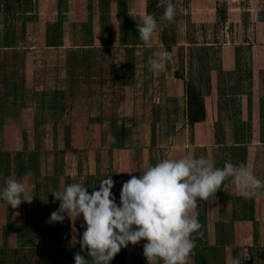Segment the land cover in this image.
I'll return each mask as SVG.
<instances>
[{"label":"rangeland","instance_id":"374dc122","mask_svg":"<svg viewBox=\"0 0 264 264\" xmlns=\"http://www.w3.org/2000/svg\"><path fill=\"white\" fill-rule=\"evenodd\" d=\"M32 1L35 0H24L23 9H13L4 5L8 0H0V84L4 69L8 76L16 74V64L22 74L25 65L34 60L42 67L48 63L46 55L37 50V46L34 49L25 34L19 39L13 36L18 32L15 22L12 40L5 34L9 24H5L3 18L14 14L15 10L24 19L27 14L37 17L38 11L46 18L51 15L49 0H36L34 9L26 5ZM172 2L176 16L170 22L161 19L164 8L159 6V0H88V8L84 11L88 21L82 27L83 32L88 33L89 46L129 49L128 55L121 59H126L127 65H134V70L141 71L137 79L143 78L142 71L148 69L149 60L156 58L159 52L171 53L166 69L159 76L158 72L148 69L145 77L148 81L145 87L138 89L147 104H124L126 112L133 108L142 110L137 111L138 118L132 120V136L115 137V144L121 149L96 150L99 141L97 116L103 112L116 114L119 107L117 103H110L114 99L112 87L104 88V93L111 92L108 102L97 103L95 98L87 105L88 109L77 102L90 92L93 98L95 93L90 86L69 89L68 103L43 105L51 109L58 107L57 110L65 107L72 116L76 115L67 135L60 134L51 125H40L35 134L15 136L8 117L14 113L8 109L2 111L0 86V149L13 144L23 146L18 153H23L26 174L30 179L38 178L35 185L38 184L40 195L44 196V201H40L39 219L23 216L24 227L35 224V230L28 226L24 231L5 232L4 236L9 235L7 241L10 242L16 236L24 245L40 246V264H74L77 252L91 264L79 244L84 231L82 218L76 221L65 218L63 223L48 222L50 214L59 207V201H54L51 193L67 184L79 182L91 192L98 190L99 182L111 175L116 182L112 193L119 202L122 183L130 176H139L144 168L162 159L179 158L188 152L197 157L205 155L217 167H223L225 161L244 163L257 177L264 179V0ZM145 11L155 14L158 21L157 31L147 45L140 39L136 27ZM84 42L85 39L78 38L74 46ZM133 73L130 71V75ZM159 82L164 87L158 86ZM98 90L103 91V88ZM59 144L71 145V149L84 145L93 151L82 152V155L73 151L72 158L64 162V153L53 154L52 150H46ZM31 150H40L42 154L39 152L36 159ZM9 151L10 157L0 155V166L10 160V170H13L15 153ZM87 156L89 162H86ZM8 178L4 180L0 176L2 185ZM13 178L23 179L18 174ZM48 193L50 199L46 198ZM22 206L30 207L25 202ZM263 207L264 193L244 198L230 179L221 185L212 203L198 200L195 211L202 225V236L194 234L196 247L189 264H227L229 257H239L242 264H264V222L257 225L258 221L254 220L258 214L256 209L264 214ZM7 212V217L18 221L12 210ZM73 227L76 232L72 231ZM145 242L141 240L121 249L110 264H147L143 256ZM25 255L30 259V255L22 254L13 260L14 264H28Z\"/></svg>","mask_w":264,"mask_h":264},{"label":"crops","instance_id":"0c3cea01","mask_svg":"<svg viewBox=\"0 0 264 264\" xmlns=\"http://www.w3.org/2000/svg\"><path fill=\"white\" fill-rule=\"evenodd\" d=\"M35 3L36 0L26 2V5L34 9ZM24 4V0H12L11 2L8 0V3H4L5 6L13 9H23ZM39 4L37 6H40ZM49 4L50 18H46L41 14V11H38L37 17H35V14H27L26 19H24L23 16L16 13V10L14 14H8L3 18L4 23L9 24L8 26L6 25L7 31L5 34L7 38L11 36L12 40L14 36L19 39L20 35L25 34L27 40L31 41L30 43H32L33 48L42 50L48 58V63L44 64L43 67L36 60L28 63V65H25L26 69L24 71L22 69V74L17 68L18 64H16L15 75L5 76V69L2 70L4 74L0 84L2 86L1 109L2 111L8 109L14 113V115L8 116L12 122L9 126L14 129L15 136L35 134L40 125H51L60 134L67 135V131L71 130L72 120L76 115L72 116L73 114L65 107H59L62 110H57L58 107L51 109L43 105H62L65 102L68 103L69 97L67 91L69 89H77L78 87L75 86H85V88L90 86L95 93L93 98L92 92H90L86 94L84 100L77 102L79 105L84 104L85 108L88 109L87 105H90L91 101L95 98L97 103L104 104L108 102L107 97L111 92L104 93V88L108 89L112 87L113 94L111 95H114V99L110 103H117L119 107L116 110V114H104L105 112L103 111L106 108L102 107L103 111H101L103 114L97 116L98 122H96V126L99 130V141L96 150L103 152L121 149L115 144L117 143L115 137L132 136V120L137 119L136 112L142 110V108H133L130 112H126L124 104L129 102L133 106L147 104L144 96H142L138 89L145 87L144 83L148 81L145 77L149 65L147 70L142 71L144 72L143 78L137 79L141 71L134 70V65H127L124 63L126 59H121V56L128 55L127 51L129 49H105L89 46L88 33H84L82 27V24L88 21V16L83 15L86 8H88V0H49ZM15 15L17 16L16 19H14ZM42 19L49 22V25H46ZM92 20L95 21V18H92ZM14 22L17 26L14 25ZM14 28L18 32L13 33L12 36ZM22 29L24 30L23 32ZM78 38H81L82 41L85 39V42L82 45L80 44V46H74V41ZM36 41L37 45H35ZM144 67L147 68L146 65ZM130 71L134 73L130 75ZM160 72H158V76ZM158 86L164 87L163 84L160 85V82ZM98 88H103V91H97ZM158 110L161 113V109ZM69 117L71 118V122H69ZM45 131L47 132V129ZM110 137L114 138V141ZM22 148V145L13 144L10 148L0 149V155L7 157H10L9 150H13L16 158L13 161V170H10V160L5 165L0 166L2 167L0 169V176L5 180L8 177L13 178L17 174L20 175L23 177V179L20 178V181L27 183L30 193L34 195L31 203H27L30 206L29 208L22 206L24 202L17 208H12L0 200V264H4L7 261H12L11 264H14L13 260H16L22 254L30 255V259L25 255L28 264H40L41 260L42 251L40 246L24 245L22 244V239L17 241L16 236L14 237V241L10 242L7 241L9 235L4 236L5 232L24 231V228L27 229L28 226L34 231L35 224L24 227L23 216L27 214L28 216H36L39 219L41 211L40 201L44 198V196L40 195L38 184L35 185L38 178L31 177L30 179L29 175L26 174L23 153H18ZM46 150H52L53 154L64 153L62 156L64 162H67V159L69 160L73 151L76 155L77 153L82 155V152L89 153V151H93L90 147L84 145H78L77 148L71 149V145L67 146L64 144L51 146L46 148ZM32 152H35L34 156L36 159L40 156V150ZM89 160L90 158L87 156L86 162H89ZM77 162L79 163V161ZM0 186H3L1 181ZM46 195V198L50 199L51 194L48 193ZM9 209L13 211L14 216H18V221L17 219L7 217ZM256 211L258 214L254 220L258 221L257 225H262L264 214L259 213L257 209ZM258 229L262 230V228Z\"/></svg>","mask_w":264,"mask_h":264},{"label":"clouds","instance_id":"9594fccd","mask_svg":"<svg viewBox=\"0 0 264 264\" xmlns=\"http://www.w3.org/2000/svg\"><path fill=\"white\" fill-rule=\"evenodd\" d=\"M164 8L161 19L174 20L176 7L172 0H159ZM140 39L147 45L157 31L158 21L145 11L136 25ZM171 53L159 52L149 60L151 71H164ZM114 141V138H111ZM139 176H130L122 183L119 202L112 188L111 175L99 182L98 190L89 192L84 184L65 185L51 194L59 207L50 214L49 223H63L65 218H82L84 231L79 244L91 264H110L121 249L141 240L147 264H189L196 247V236L202 227L195 211L199 201L212 203L226 180L244 198L264 193V179L257 177L246 164L225 161L217 167L205 155L188 152L179 158H165L144 168ZM33 196L27 183L8 178L0 186V200L12 208L22 202L31 203ZM76 232V228H72ZM75 242V237L73 238ZM74 264H89L77 252ZM227 264H242L239 257H229Z\"/></svg>","mask_w":264,"mask_h":264}]
</instances>
